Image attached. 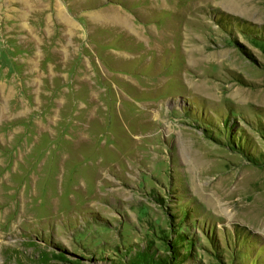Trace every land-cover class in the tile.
<instances>
[{"label": "rangeland", "instance_id": "rangeland-1", "mask_svg": "<svg viewBox=\"0 0 264 264\" xmlns=\"http://www.w3.org/2000/svg\"><path fill=\"white\" fill-rule=\"evenodd\" d=\"M63 1L0 0V264H264V0Z\"/></svg>", "mask_w": 264, "mask_h": 264}, {"label": "crops", "instance_id": "crops-1", "mask_svg": "<svg viewBox=\"0 0 264 264\" xmlns=\"http://www.w3.org/2000/svg\"><path fill=\"white\" fill-rule=\"evenodd\" d=\"M90 1L64 0L60 3L66 7L67 15L79 23L81 37L95 40L107 37L108 42L118 40L125 45L139 42L140 32L135 28L133 12L121 0H98L94 5H89Z\"/></svg>", "mask_w": 264, "mask_h": 264}, {"label": "bare ground", "instance_id": "bare-ground-1", "mask_svg": "<svg viewBox=\"0 0 264 264\" xmlns=\"http://www.w3.org/2000/svg\"><path fill=\"white\" fill-rule=\"evenodd\" d=\"M239 56H241V55H239ZM234 57H235V56H234ZM238 58L241 59L239 65L244 66V67H245V66H248V65L245 63V61H243L242 58H240V57H235V59H234V58H233V59L237 61ZM228 62H229V61H228ZM234 62H235V61H234ZM234 62L230 60V64H235L236 62H235V63H234ZM198 63H199V60H198ZM248 64H249V63H248ZM227 65H228V64H227ZM252 68H253V67H252ZM252 68L250 67V69H252ZM240 69H241V67H240ZM244 72H245V71H244ZM200 75L202 76V73H201ZM204 78H205V77H204ZM208 82H209V80L205 79V83L208 84ZM230 196H231V195H230ZM225 197H226V196H225ZM228 197H229V196H228ZM232 204H233V203H232ZM261 212L263 213L264 211H261ZM261 212H260V213H261ZM260 213H259V214H260ZM258 216H259V215H258ZM258 216H257V217H258ZM255 219H256V218H255ZM261 221H263V219H262ZM263 223H264V222H263ZM260 224H261V223H260Z\"/></svg>", "mask_w": 264, "mask_h": 264}]
</instances>
